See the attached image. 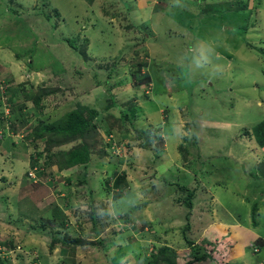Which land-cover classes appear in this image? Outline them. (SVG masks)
Wrapping results in <instances>:
<instances>
[{
  "label": "rangeland",
  "instance_id": "obj_1",
  "mask_svg": "<svg viewBox=\"0 0 264 264\" xmlns=\"http://www.w3.org/2000/svg\"><path fill=\"white\" fill-rule=\"evenodd\" d=\"M138 1L126 0L125 4L123 0H95L89 5L84 0H0V72L6 71L5 77L0 73L1 83L4 78L27 88H30V82L35 85L49 83L48 86L62 84L63 74L59 71L53 76L43 62L53 58L62 62L65 55L74 57L77 62L74 68L81 71L93 63L103 68L115 66L110 72L118 69L122 79L110 81L111 91L115 92L113 86L121 84L125 86L128 83L125 89L129 87L122 91L124 86H121L122 90L111 96L101 83L95 87L92 74L84 78L77 73L72 74V64L65 62V73L74 81L70 87L86 92L87 100L102 113L99 123L105 124L106 129L109 126L110 134L104 136L105 133L100 132L102 137L99 133L97 138L93 133L91 141L97 139L99 143H95L96 148L92 150L88 163L77 164L61 172L54 165L51 174L40 172L35 182L28 178L27 170L30 164L33 166L38 162L35 160L44 162L47 152L38 155L44 142H39L34 149L31 138L24 140L31 144L32 152L26 171L15 158L16 151L26 152L25 145L18 142L15 146L9 142L2 152L5 163L0 162V170L12 174L9 180L19 191L12 193L8 189L12 186H6V194L4 189H0V264H148L149 252L161 244L176 250V259L183 264L191 256L186 239L195 242L194 236L200 232L199 225L195 223L199 222L198 214L209 215L212 212L213 185L223 187L221 185L230 182L234 189H243L239 173L234 177L227 174L234 171L231 165L233 158L228 156L229 161L226 162L219 155L238 150L241 160L245 158V166L250 170L258 155L253 147L261 146L259 139L263 138L262 133L253 132L252 128L259 124L264 131V101L261 99L260 103H263L258 107L252 104L248 108L237 103L242 105L243 100L250 101L253 94L258 97L264 91L258 88L260 77L264 79V58L256 61L252 58L256 45L264 48V40H261L264 35V0H156L141 10L135 7ZM41 6L50 15L49 22L37 13ZM177 9L194 11L195 15L189 19L190 15ZM114 15L115 18H109ZM129 16L135 22L132 25ZM200 20L202 26H196ZM253 20L254 26L249 27ZM138 23L143 27L134 26ZM111 24L115 37L108 31ZM122 24H125V29L121 28ZM149 27L155 32L153 42L150 36L153 32L149 33ZM23 29L28 34L22 32ZM198 34L202 35L200 40H207L210 36L215 45L204 44L207 50L205 57L210 59V63L195 65L193 72L192 58L196 64L203 58L198 46L195 45V49L191 46ZM56 35H59L57 40L61 43L54 46V50L47 49L49 46H46L43 36L52 40ZM89 36L91 45L87 54L94 57L89 61H84L78 51H73L63 40L68 38L73 44L85 47L83 38ZM142 39L144 47H134ZM31 49L34 50L32 55ZM156 52L160 55L158 58L154 56ZM103 55L107 59L110 57L109 60L100 62ZM38 62H41V68L35 66ZM151 62L155 74L161 72L166 76L169 87L174 88V100L163 92L146 97L140 77L148 78L145 84L152 87L147 71ZM139 63H142L141 67ZM98 75L101 80L105 77L104 72H98ZM113 75L115 73L110 74ZM155 76L156 87L165 88L159 76ZM251 80L258 82L256 87H251ZM176 87L179 90L175 92ZM68 89L71 93L72 88ZM24 90L29 91L21 89V93ZM88 91L97 92L96 95L93 93L97 101H93L94 96L90 98L92 95ZM54 92V98L51 100L48 96L46 101L51 106L50 113L39 114L32 101L27 103L24 112L28 124L25 123L23 129L33 127L39 120L51 121L52 115L56 119L76 106L75 93H71L74 97L69 100L65 89ZM135 93L137 96L133 97ZM5 94L6 87L0 86V105L6 101ZM23 97V94L17 95L16 101L21 102ZM105 100L118 106L101 109L103 105L100 107L99 104ZM137 103L139 105L135 106ZM10 104L5 102L2 105V116L9 115ZM173 107L180 110L177 109L176 120L172 123L165 113L166 109L172 113ZM145 112H149L150 127L142 132L140 124L146 122ZM175 125L181 134L165 142L161 127L173 135ZM246 128L255 135L257 145L244 135ZM1 130L2 139L10 137V133L8 135ZM115 136L117 140L128 141L123 147L119 146L123 148L118 152L122 157L113 153L116 147L109 148L113 154L108 150L103 154L105 143H113ZM19 137L25 138V133ZM76 143L57 145L55 142L48 153L67 150ZM141 143L144 147L139 145ZM242 167L240 163L239 168ZM252 169L251 175L264 172V168L258 165ZM115 172L124 174L128 185L118 199L113 198ZM7 183V180L0 181V185ZM189 191L194 193L190 197L191 207L185 204ZM20 196L26 202H18ZM222 196L231 198L225 192ZM226 206L228 209L218 204L216 209L221 217L227 219L232 217L235 208ZM240 212L245 211L241 209ZM197 242L199 244L200 240ZM231 242L227 246L232 247ZM204 243H208L210 248L216 247L211 242ZM226 251L224 247V254ZM213 258H210V263L217 264Z\"/></svg>",
  "mask_w": 264,
  "mask_h": 264
},
{
  "label": "crops",
  "instance_id": "obj_2",
  "mask_svg": "<svg viewBox=\"0 0 264 264\" xmlns=\"http://www.w3.org/2000/svg\"><path fill=\"white\" fill-rule=\"evenodd\" d=\"M140 1H141V3H140ZM151 1H153V3L156 2V0H139L138 1L139 4L137 3L135 7H138L137 8L138 10H141V7H142V9H145V7L148 6V4L151 3ZM194 3L195 2H193L192 4H194ZM176 11L182 12L183 14L190 15V17L188 16L189 19H192L193 16L195 15L194 11L193 12H189V11H186V10L185 11H181L180 9H177ZM117 13H119V12H117ZM182 13H180V14H182ZM109 18L110 19L115 18V15L111 16ZM201 18H202V16H201ZM129 19H130V22L135 23L133 21V19H131V16H129ZM108 21H109V19H108ZM135 25H140V24L138 23V24H135ZM196 26L201 27L202 26V21L200 20L199 24H197ZM252 26H254V20H253V23H251V25L249 27H252ZM121 28L125 29V24H122ZM54 31H55V29H54ZM108 31H109L110 34H112L114 36L115 30H114L112 24H111V27L108 29ZM148 31H149V33L153 32V35H150L151 38H152V42H153L156 39L155 32L150 27L148 28ZM43 37H44L43 40L45 41L46 46H49V47H47V49L54 50V46L56 47L57 45H59V43H61L59 41H56V43H53V41H55V40H48L46 36H43ZM200 37L202 38V35L198 34L195 37L196 42L193 43L191 46H192V49H195L194 47H195V45H197L198 46V52L200 51V53H202L201 57H203V58L202 59L200 58L201 61H200L199 64L198 63L196 64L195 63L196 61H193L194 59L192 58V65H191L192 66L191 67L192 71H193V68H194L195 65H198V66L202 65L203 66V65H207V64L210 63V59L205 57V55H207L206 54L207 50H206L204 44L209 45L211 47H214V45H215L213 43V41L210 39V36H208L209 38L207 40L206 39L205 40H203V39L200 40ZM56 38H58V37L56 36ZM82 38L83 37H81V38H79L77 40H81ZM262 39L264 40V35L261 38V40ZM89 41H90V36L88 38H83V42L82 43H84L85 46H86L85 47L86 48V52H85V56H83V55H81V56L86 57V58H82V57L81 58L84 61H89L90 59L94 58V57L90 56L89 54H87V50H89L90 45H91ZM142 41H143V44H142ZM140 42H141L142 45H137V44L136 45L138 47H142V46L144 47V39H142ZM79 46H81V45L79 44ZM255 47L257 49L253 48L252 51L254 52L255 55L252 54L253 55L252 58L255 61L256 60H261L262 58H264V48L261 47V46H257V45ZM72 50L76 51L74 49H72ZM157 53L158 52H156L155 55H154L156 58H158V56H160ZM215 54H217V53H215ZM101 58H102V60L100 62H105V61H108L110 57L107 59V56L103 55ZM54 60L57 62V66L53 67L52 65L50 66L48 64H46V66H48L50 68L52 73H53L54 70L57 69L56 73H58L60 71L63 74V81L61 82L62 84H58V85H60L61 88H63L62 90L65 89L66 91H68L66 93V95H67V97L68 96L70 97L69 100L73 99V97H74L71 93H75V98H76V100H78L76 102V104L78 102H80V103H86V104L92 106L93 103H90V100H87L86 92H83V91L79 92V91L74 90L73 87H70V86H72L74 84V81H73V78L67 77V75L65 73L66 68L63 66L65 64V62L67 63L68 61H70V64H72V74L73 73H77L78 75H80L83 78L86 75L88 76V75L92 74L91 78H93V81L95 83V87L99 86V85H97V80L100 79L99 75H98V72H100V73L104 72V74H105L104 78H106L108 80L109 84H110V81L111 82H118L119 80L122 79L120 77L121 76L120 73L117 72L118 69H115L114 72H110V70H113L115 68V66H112V65H108L105 68H103L102 66L95 65L94 63L91 66L89 64H87L85 66L86 67L85 71H81L80 69H75L74 68V65L77 64V62L74 59V57L68 58L65 55H63L62 56V62L60 60H58V59L53 58L51 64H53ZM227 60H230V59H227ZM95 62L97 64L96 60H95ZM147 71H148V73H149V75L151 77L152 87H150L149 84H145V83L144 84L142 83L143 85L141 87L146 92L145 95H148L147 98H150V95H152L154 93L161 94L163 92L164 94H167L170 99L172 97L171 100H174V96L172 95V93L174 92V88L173 87H169L166 76L163 75L161 72H158V74H155V72L152 69V62L149 65V67L147 68ZM216 71H218V70H216ZM216 71H214V72H216ZM4 72H5V76H6V71H4ZM111 73H115V75L110 76ZM54 75H55V73H53V76ZM155 75L159 76V78H160V80L162 82V86L165 85V88H162V87L157 88L156 87V79H155L156 76ZM262 75L264 76V67L262 69ZM10 80L13 81L12 79H10ZM52 80H54V79H52ZM82 81H84V80H82ZM13 82H15V81H13ZM42 83L43 82L38 83V84L35 85L33 82H30L29 85L30 86L33 85L34 89H36V87H38L39 85L40 86H44V87H49V86L56 85V83H55V84H51V85L48 86L47 84H49V83H45V85L42 84ZM257 83H258L257 81L251 80V87L252 88L256 87ZM258 84H259L258 88L264 90V79L263 78L260 77V83H258ZM121 86H124V84H121L119 86H113V89L115 91L114 94L117 95L118 92L120 90H122V88H123L122 91L127 90L129 88L128 87V88L125 89V87L128 86V83L124 87H122L120 89ZM68 87L72 88L71 89L72 90L71 93H69L70 91H69ZM178 90H179L178 87H176L175 92L178 91ZM88 93L90 95H92L90 98H92L93 96L95 98V95H96L97 92L88 91ZM93 93H95V95ZM54 94H55V92H51L43 99V101H42L43 102L42 103L43 107H42L41 112L39 114H42V113L46 114V112L50 113L51 106L48 105L46 101L48 99V96H50V99L52 100L54 98ZM132 96L136 97L137 94L136 93L132 94ZM239 97H241V96L239 95ZM120 99H121V97H120ZM261 99L264 101V91H263V93L259 94L258 97H257V95L253 94V99L252 100H250V101L249 100H243L242 105H239V103H237V105L238 106H243L245 108H248L252 104H254L255 106L258 107V106H260L261 103H263V102L260 103ZM93 101H97V98H95ZM138 105H139V103L135 104V106H138ZM1 107H0V118L2 116ZM165 107H167V106H165ZM177 109H178V111L180 110L178 107H173L172 108V110H173L172 113L168 112V110L166 109L165 116L172 123H173L174 120H176ZM161 111H162V108H161ZM187 111H186V113H187ZM148 114H149V112H145V114H144V117H146V122H145V124H140L141 129H145L147 127H150V125H148V123H149L148 119H150ZM53 116L54 115L51 116L52 120H54V118H55ZM101 116H102V113H100L98 115V122H99V119H101ZM46 119H48V116H46ZM104 125L105 124H101V127L106 130ZM175 127H176V125H175ZM0 128H2V126ZM107 128H109V126ZM161 131L163 132V134H165V139H164L165 142H170V140H173V136H177V135L181 134L180 130L177 127H176V131H175V133L173 135H170L169 133L165 132L163 126L161 127ZM19 134H23L24 135L23 128H21V130H19L18 132H15L14 134H11L12 137H5L4 139H0V162L5 163L4 156L2 155V152L5 151V147L7 145H9V142H12L15 146L17 144H19L18 142H22L25 145L24 149H25L26 152H24L23 150L22 151H16L15 152V158L18 160L19 165H22V166L25 167V171H26L28 165L30 164V156L32 154V152H31V144L30 143L27 144V142L24 141L25 139L19 138ZM244 135H246V137L250 141H252L251 142L252 144L255 143L257 145V143L254 141L255 140V135H252V131L250 130V128H246L245 129ZM235 138L238 139L239 136H236ZM41 141L42 140L38 141L37 145L35 143H33L34 149L37 148L39 142H41ZM123 142H127V141L123 140ZM235 143L240 144V142H235ZM253 150H255L258 153V155L255 158L256 159L255 162L251 163L252 165H250V166L252 168H256L258 164H260L261 162L264 161V145L261 144V146L259 145L255 149L253 147ZM8 151L12 153L11 149H9ZM237 153H239V154H237ZM19 154H24V155L27 154V155L26 156H19ZM228 156L233 158L232 162L231 161L230 162H231L232 167L234 168V171L232 172V170H230V172L227 173V174L231 175V176L229 175V177H234L235 175L237 176V173H239L240 176H242L239 179V183H241V185L243 186V189L242 190L234 189V186H232V184H230V182L229 183L227 182V183H224L223 185H221L223 187H219L218 186L219 184L213 185V187L211 188V190L213 191L212 192L213 193V197H212L213 203H212V208H211L212 212L209 215L198 214V215H200L199 222H195L193 219H190V220H193L200 227L199 234L198 235L196 234L197 236L196 235L194 236V237H196L195 242H197L198 240H204V242H211V243L215 244L216 247L213 249V251L217 254V256H215V257H218V261H214V262L217 263V264H221V263L222 264L223 263H225V264H260L264 260V178H256L254 174H252V175L250 174L251 170H254V169H252L250 166H248V167L251 168V169L250 170L247 169V167L245 166V163H244L245 158H244V160H241V157H240L241 156V152L240 151L234 150V151H232V153L230 152L227 155H224V156L223 155H219V157L221 159H223V160H226V162L229 161L227 159ZM19 157L21 158V160H19ZM240 163L243 164L242 168H239V164ZM244 166H245V168H244ZM11 175H12L11 173H6L4 169L0 170V181L1 182H2V180H7L8 181V183H7L8 185H3V184L0 185V189H4L5 190L4 193H6V194H7L6 189H7L8 186H12V187H8V189H10L12 191V193L13 192L16 193V192L19 191L17 188H15L13 186V182L11 180H9L11 178ZM224 192L229 194L231 196V198H228V199L224 198V196H222L224 194ZM8 196H10V195H8ZM8 200H9V198H7V201ZM228 200H230L233 205ZM19 201L26 202V199L23 200L22 196H20L19 199H18V202ZM253 202H257V214H256V218H255L256 222H257L256 225L252 224V219H251V214H250L251 205H252ZM218 204L220 205V207H225L226 209H228L226 204H228L231 207L235 208L233 210L232 217L231 218H227V219H226V217L225 218L221 217L219 215L217 209H216V205H218ZM38 206L41 207L39 203H38ZM195 207H196V209H198L199 206L196 204ZM241 209H243L245 212L241 213L240 212ZM0 237H2V236H0ZM230 241H233V242H231L232 243V247L227 246V245H229ZM254 246L257 247V251L253 250ZM224 247H226V249H227L225 254L223 252V248ZM228 247L231 248L230 251L228 250ZM228 259L230 260L229 262H228ZM211 260L212 259L207 258L205 260L198 261V262H195V263H192V264H211L210 263Z\"/></svg>",
  "mask_w": 264,
  "mask_h": 264
},
{
  "label": "trees",
  "instance_id": "obj_3",
  "mask_svg": "<svg viewBox=\"0 0 264 264\" xmlns=\"http://www.w3.org/2000/svg\"><path fill=\"white\" fill-rule=\"evenodd\" d=\"M84 1H86L89 5H92L95 0H84ZM123 1L125 2V4L127 3L126 0H123ZM90 10L92 11L91 7H90ZM55 12L57 13L56 10ZM37 13L42 14L44 18L47 19V21L49 22L51 17L49 14H46L44 12L43 6H41L39 10H37ZM123 18L125 19V17ZM95 23H92L93 26L96 25ZM51 25L53 26L52 23ZM130 25H132V22ZM134 26H136L137 28L143 27L140 25H134ZM22 32H24L25 34H28L27 30L25 29H23ZM56 36L58 37L59 35H56ZM57 39L58 38H55L52 40L58 41ZM63 40L71 49L78 51V54L80 55V57L86 58V57H83L85 56L86 46L85 47L77 46L73 44V41H70V39L68 38L67 39L64 38ZM142 44L140 43L139 45H142ZM134 47H138V46L135 45ZM79 50L82 53H80ZM33 51H34L33 49L30 50L31 55ZM51 62H52V59H47V63L45 62L43 63L48 64L50 66L52 65L53 67L57 66V62L55 60L53 61V64H51ZM40 64L41 62L40 63L38 62L35 64V66L38 68H41V66H39ZM28 65H31V63L29 62ZM138 65H140L141 67L142 63H139ZM56 72L57 70L53 71V73H56ZM0 73L1 75L5 77L4 71H1ZM141 77H140V81L142 83H147L148 78L144 80V77L142 79ZM1 82L2 81L0 80V86L6 87L7 95L5 94L6 101H2V104L0 106L5 104V102H10L11 104L9 106V115H3L0 118V127L2 126L0 130L2 129L1 131H3V133H6L8 135L18 132L20 128H23L25 123L28 124V118L26 117V113L24 112L27 102L32 101V103H34V105L37 107L39 112H41V109L43 107L42 105L43 99L49 93L54 92L55 90H59L61 88V86L58 84L49 86V87H44V86L39 85L38 87H36V89H34L33 85H31L30 88H27V86H24L25 87L24 88V87H21V83H19L20 86H18L16 85V83L18 82L12 83L10 79H7L5 81L4 78H3V83ZM99 83H101L102 87L108 88V91L112 94L111 96H113L114 92L111 91V88H110L111 85L109 84L106 78L102 80L98 79L97 85H99ZM21 89H28L29 91L25 92L24 90V92L21 93ZM21 94L24 95L22 101L21 102L16 101L17 95L21 96ZM110 102L111 103H109V101L107 102V100H105V102L103 101L100 104V107L101 105H103L101 109L107 110L111 106H118L117 103L113 101H110ZM2 111H3V107H2ZM99 114H100V111L94 106L88 105L86 103L78 102L74 108L66 111L61 116H59L58 118L54 120L44 121V122L43 120H39L36 123V125H34L33 127L27 126L25 129H23V131L25 130L24 139H27V137L31 138V141H33V143H35L36 145L38 141L40 140H42L41 142H44L42 150L39 152L38 150H36L38 152V155H41L47 152L46 154L47 156L45 157V160L43 162L44 170L42 172L44 174L45 173L51 174L52 166L54 165L57 166L58 171H60L62 169H66L68 167H71L77 164L88 163V161L91 158L92 150H94L96 148L95 145L99 143V142H96L97 139H95V141L93 140L91 141V138L93 137V133L94 135L95 134L97 135V138L100 137L99 136L100 132L105 133L104 136H106V133L110 134L109 128L105 130L104 128L101 127V124L98 122V120L96 121V118L98 117ZM124 116H125V113H124ZM147 128L141 129V131L144 132L147 130ZM252 131L253 132L257 131V132L262 133L263 138H260V139L258 138V139L260 140L259 142H261V144L264 145V131L262 127H259V124H257L255 125V127L252 128ZM101 137H102V134H101ZM111 137H112V134H111ZM115 137L112 139L113 143L111 142L105 143V147H107V149L105 147L103 148V154L107 153V150H108V153L110 154L114 153L118 157H122L119 155V153L109 152V148L112 147V144H114L116 147H119V146L123 147V145H126V142H123V139L118 138L117 140V136ZM0 139H2V137H0ZM71 141H75L77 143L67 150H59L58 152L48 153L50 146H53L56 144L63 145ZM139 145L144 147V144L142 143ZM122 147H120L119 150H121ZM35 161H39V159ZM35 161H32V163L33 162L35 163ZM258 167L264 168V161L258 164ZM114 175H115V180L112 185H113L115 192H113V198L118 199L125 193L124 191L127 189L128 185L126 183V179H124V174L119 175L118 173L115 172ZM254 175L256 178H264V172L263 173L261 172L260 174L254 173ZM193 195L194 193L192 191L188 192V196L185 199L186 206L191 207L193 202H192V199H190V197ZM250 214H251L252 224L256 225L257 222L255 218L257 214V202L252 203ZM72 239L74 240L73 237ZM186 240H187L188 246L190 247L189 249H190L191 256L187 258L185 262H183V264H192L198 261L205 260L206 257H210V258L215 257V252L213 251L214 246L210 248L208 243L206 244L204 243V240H200L199 244L198 242L196 244V242L191 241L189 239H186ZM76 241H78V239ZM176 256H177L176 250H174L172 247L166 244H161L159 246H155V248H153V250L149 252V256L147 257V259H148V264H179V262L176 259ZM213 259L215 261H218V257H215Z\"/></svg>",
  "mask_w": 264,
  "mask_h": 264
},
{
  "label": "built area",
  "instance_id": "obj_4",
  "mask_svg": "<svg viewBox=\"0 0 264 264\" xmlns=\"http://www.w3.org/2000/svg\"><path fill=\"white\" fill-rule=\"evenodd\" d=\"M112 147H116L114 144H112ZM118 150V151H117ZM119 152V147L115 148V153ZM44 170V164L39 160L38 162L35 163L33 166H29L27 170V176L31 181H36V178L38 177L39 173ZM39 171V172H38ZM254 251H257V247L254 246L253 248ZM260 264H264V262H261Z\"/></svg>",
  "mask_w": 264,
  "mask_h": 264
},
{
  "label": "clouds",
  "instance_id": "obj_5",
  "mask_svg": "<svg viewBox=\"0 0 264 264\" xmlns=\"http://www.w3.org/2000/svg\"><path fill=\"white\" fill-rule=\"evenodd\" d=\"M3 105H5V104H3ZM23 135V134H22ZM10 136H12V135H10ZM20 138V137H19ZM110 138H111V135H109V140H110ZM21 139H24V138H21ZM123 149V148H122ZM29 166H31V164L29 165ZM263 262H264V260H263Z\"/></svg>",
  "mask_w": 264,
  "mask_h": 264
}]
</instances>
